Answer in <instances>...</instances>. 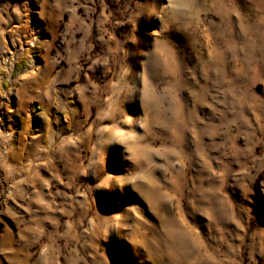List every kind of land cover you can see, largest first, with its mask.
I'll list each match as a JSON object with an SVG mask.
<instances>
[{"label":"rangeland","instance_id":"1","mask_svg":"<svg viewBox=\"0 0 264 264\" xmlns=\"http://www.w3.org/2000/svg\"><path fill=\"white\" fill-rule=\"evenodd\" d=\"M0 264H264V0H0Z\"/></svg>","mask_w":264,"mask_h":264}]
</instances>
